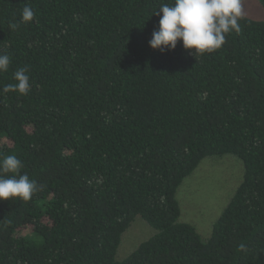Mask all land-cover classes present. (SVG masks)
I'll return each instance as SVG.
<instances>
[{
  "label": "trees",
  "instance_id": "obj_1",
  "mask_svg": "<svg viewBox=\"0 0 264 264\" xmlns=\"http://www.w3.org/2000/svg\"><path fill=\"white\" fill-rule=\"evenodd\" d=\"M172 2L0 0V88L25 66L31 84L0 95V156L42 186L0 200V264H264V17L214 52L162 54L154 13ZM225 155L243 180L203 240L176 194ZM136 218L154 233L121 256Z\"/></svg>",
  "mask_w": 264,
  "mask_h": 264
},
{
  "label": "clouds",
  "instance_id": "obj_2",
  "mask_svg": "<svg viewBox=\"0 0 264 264\" xmlns=\"http://www.w3.org/2000/svg\"><path fill=\"white\" fill-rule=\"evenodd\" d=\"M154 15L159 16V25L152 33L149 45L162 54L176 49L182 41L185 50H192V55L200 57L220 49L231 32H239L242 19L241 0H173L162 3ZM35 11L30 5L22 9L21 22L30 23ZM18 23H11L9 28L16 30ZM11 64L7 53H0V73H6ZM12 84L0 88V95L16 92L27 95L31 90L29 68H18ZM23 162L16 154L0 156V200L20 199L30 201L42 186L30 179L27 173L21 174ZM241 250L245 249L240 244Z\"/></svg>",
  "mask_w": 264,
  "mask_h": 264
},
{
  "label": "rangeland",
  "instance_id": "obj_3",
  "mask_svg": "<svg viewBox=\"0 0 264 264\" xmlns=\"http://www.w3.org/2000/svg\"><path fill=\"white\" fill-rule=\"evenodd\" d=\"M242 15L262 19L264 12L257 0H241ZM244 166L231 155L206 157L185 178L176 197L181 208V222L192 224L203 240L212 233L213 225L243 180ZM154 233L141 218H136L125 232L119 248L121 256L134 250Z\"/></svg>",
  "mask_w": 264,
  "mask_h": 264
}]
</instances>
